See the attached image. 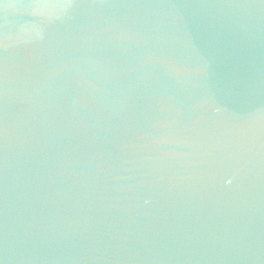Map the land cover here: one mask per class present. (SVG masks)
Returning <instances> with one entry per match:
<instances>
[{
  "label": "water",
  "instance_id": "1",
  "mask_svg": "<svg viewBox=\"0 0 264 264\" xmlns=\"http://www.w3.org/2000/svg\"><path fill=\"white\" fill-rule=\"evenodd\" d=\"M0 264H264V0H0Z\"/></svg>",
  "mask_w": 264,
  "mask_h": 264
}]
</instances>
